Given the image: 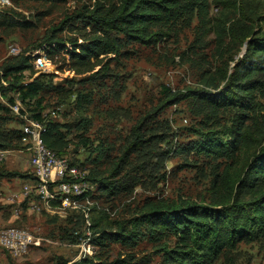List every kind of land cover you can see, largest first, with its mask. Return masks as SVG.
Listing matches in <instances>:
<instances>
[{
    "label": "rangeland",
    "instance_id": "obj_1",
    "mask_svg": "<svg viewBox=\"0 0 264 264\" xmlns=\"http://www.w3.org/2000/svg\"><path fill=\"white\" fill-rule=\"evenodd\" d=\"M112 1L10 0L4 6L0 4V86L5 87L6 93L2 92L0 102L6 104L10 96L20 99L2 78L4 69L25 56L33 64L42 58L37 69L34 64L24 73L25 79L36 78L43 84L37 97H43V111L49 122L65 126L62 127L68 142L65 156L79 166L92 186L90 202L83 199L80 208L26 213L23 207L17 224L28 228L33 240L40 243L31 244L28 252L18 257L0 247V264H56L60 260L71 264L84 257L105 262L126 258L161 264L160 248L164 244L173 245L172 236L142 235L129 243L109 239L104 245L96 239L104 232H119V223L133 229V219L151 204H210L215 197L216 173L229 164L228 159L202 154L194 150V145L205 134L223 140L232 138L229 129L235 128L239 120H247L248 113L234 107L214 109L196 99H176L172 94H186L188 90L220 91L228 82L225 75L232 71L246 46L235 43L230 36L222 45L216 31L204 26L207 4H210L208 18L213 22L222 16V6H216L212 0H184L175 19L154 27L164 34L159 41L134 42L118 33L124 42L121 52L102 56L103 62L93 70L74 66L62 52L45 50L53 34L80 38V30L73 27L53 32L66 17L93 10L97 5L110 11L116 3ZM6 12L15 20H27L31 27L5 23ZM256 30L264 33V21H257ZM79 92L90 95L89 103L77 102ZM254 94L264 110V75ZM22 104L31 115L30 105ZM0 116L2 135L8 136L13 130L21 132L22 119L16 113ZM83 119L90 121L86 144L76 126ZM137 128L139 137L134 133ZM23 138L4 140L10 145L6 150L0 149V166L19 174L0 177V227L15 221L16 207L26 206L14 196L33 178L30 143ZM261 148L264 138L261 144L255 142L241 149L242 162ZM117 163L122 168L113 177ZM238 166L233 162V169H239ZM101 177L128 187L116 196H105L94 181ZM84 209L88 210V217ZM83 243L86 255L81 253ZM213 264H264V238L241 241L235 250L220 255Z\"/></svg>",
    "mask_w": 264,
    "mask_h": 264
},
{
    "label": "trees",
    "instance_id": "obj_2",
    "mask_svg": "<svg viewBox=\"0 0 264 264\" xmlns=\"http://www.w3.org/2000/svg\"><path fill=\"white\" fill-rule=\"evenodd\" d=\"M116 2L110 11L97 5L93 10H86L66 17L53 32L76 28L80 30L73 39L57 37L48 39L45 50L49 53L62 52L69 56L74 66L93 70L103 62L102 56L117 55L123 48V38L146 44H153L164 36L154 29L158 24L172 21L179 15L184 0H113ZM216 6H222L221 17L213 22L209 16V5L204 10V26L215 30L220 43L230 36L237 44L246 46L245 53L239 57L232 71L225 75L227 85L218 92L188 90L186 94H172L176 99L192 98L214 109L236 108L248 113L247 120L238 121L228 134L230 139L203 135L194 150L207 156H223L229 164L216 173L215 197L210 204L162 203L151 204L138 217L133 219V229L123 223L118 224L119 232L101 233L96 239L104 245L109 239L120 242H134L140 236L158 238L172 236L174 244H164L161 249V264H213L220 255H227L237 248L243 240L264 238V148L254 150L242 162L241 149L253 143L261 144L264 138V110L256 100L255 90L262 83L264 75V33L256 30L257 21H264V0H212ZM263 9V12L259 10ZM6 12L4 22L21 27H31L27 20H15ZM233 16V19L231 18ZM75 21V22H73ZM231 22V26L228 23ZM73 27V28H71ZM116 33V34H114ZM81 40V41H79ZM43 47V45L41 46ZM34 64L29 56L4 69L2 78L7 80L10 90L15 91L23 103L30 105L31 117L39 118L44 109L43 97L38 95L43 84L36 78L26 80L24 73ZM11 78L13 80H11ZM0 93H5V87ZM90 95L77 93V102L86 104ZM15 103L13 96L7 97V103L0 102V115L11 113L10 105ZM1 118V116H0ZM246 121L250 123L246 124ZM82 132L81 141L89 140L85 136L90 127L88 119L76 125ZM62 126L49 122L44 133L46 145L60 156L68 152L66 135ZM21 131V130H20ZM21 133V134H20ZM137 137L139 129H135ZM23 138L22 132L13 130L8 136L0 131V149H7L4 140ZM233 162L239 169H233ZM242 162V163H241ZM232 163V164H230ZM115 164L113 177L120 169ZM16 172L6 171L0 166V177H16ZM103 195L113 197L125 191L128 186L108 181L101 177L94 180ZM17 224V221L12 223ZM19 225V224H17ZM145 227L146 230H141ZM102 238V240H100ZM56 264H68L60 260ZM71 264H147L134 259L119 258L111 262L84 257Z\"/></svg>",
    "mask_w": 264,
    "mask_h": 264
},
{
    "label": "built area",
    "instance_id": "obj_3",
    "mask_svg": "<svg viewBox=\"0 0 264 264\" xmlns=\"http://www.w3.org/2000/svg\"><path fill=\"white\" fill-rule=\"evenodd\" d=\"M9 1L0 0V4L4 6ZM41 63L42 58L37 59L34 63L36 69ZM0 97L2 98V93ZM9 107L22 119L20 130L23 139L30 143V166L33 173V178L30 179L32 182H26L22 191L14 195L19 198V204L20 201L26 203V206L20 204L15 208L14 222L22 215L23 207H26V213H55L65 208H80L83 199L90 202L92 186L88 184L85 173L83 174L68 156H60L46 145L44 133L49 123L48 114L43 111L39 118L31 117L20 99H15V103ZM52 113L54 115L56 111L53 110ZM14 196L11 199L16 202ZM84 210L88 217V210ZM87 224L89 227L92 225L88 219ZM38 243L40 242L33 240L26 227L17 224L0 227V247L12 256H22L28 252L31 244ZM81 248V253L86 255V243H83Z\"/></svg>",
    "mask_w": 264,
    "mask_h": 264
}]
</instances>
